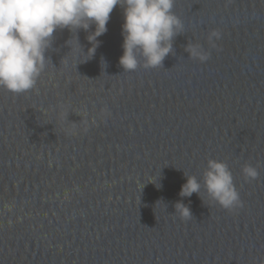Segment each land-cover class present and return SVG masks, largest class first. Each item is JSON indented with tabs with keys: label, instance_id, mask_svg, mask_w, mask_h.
<instances>
[{
	"label": "water",
	"instance_id": "1",
	"mask_svg": "<svg viewBox=\"0 0 264 264\" xmlns=\"http://www.w3.org/2000/svg\"><path fill=\"white\" fill-rule=\"evenodd\" d=\"M172 11L161 66L122 68L116 6L93 58L87 32L57 30L35 87H0V264H264V0ZM209 159L242 207L179 195Z\"/></svg>",
	"mask_w": 264,
	"mask_h": 264
},
{
	"label": "clouds",
	"instance_id": "2",
	"mask_svg": "<svg viewBox=\"0 0 264 264\" xmlns=\"http://www.w3.org/2000/svg\"><path fill=\"white\" fill-rule=\"evenodd\" d=\"M173 5L174 0H0V87L17 94L32 90L46 67L49 57L45 53L52 47L57 30L75 28L77 32H87V60L93 58L100 44L98 37L107 32L110 14L116 6L123 9L124 17L119 64L124 70L134 71L141 66L142 58L145 68L161 66L173 52L174 37L184 27L172 11ZM93 25L94 29L89 31ZM190 51L201 60L207 59L198 48ZM103 63L106 67V61ZM242 171L246 178L258 176L252 165H245ZM202 187L223 208L242 207L232 172L224 161H207L203 185L196 176H186L179 195H200ZM174 207L180 217H193L182 200Z\"/></svg>",
	"mask_w": 264,
	"mask_h": 264
}]
</instances>
